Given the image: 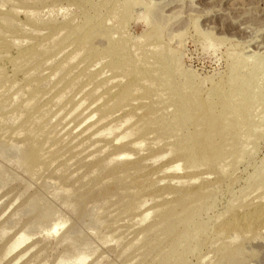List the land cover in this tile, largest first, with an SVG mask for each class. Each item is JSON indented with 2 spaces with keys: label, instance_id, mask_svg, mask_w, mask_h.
Instances as JSON below:
<instances>
[{
  "label": "rangeland",
  "instance_id": "374dc122",
  "mask_svg": "<svg viewBox=\"0 0 264 264\" xmlns=\"http://www.w3.org/2000/svg\"><path fill=\"white\" fill-rule=\"evenodd\" d=\"M263 70L264 0H0V264H264Z\"/></svg>",
  "mask_w": 264,
  "mask_h": 264
},
{
  "label": "bare ground",
  "instance_id": "6f19581e",
  "mask_svg": "<svg viewBox=\"0 0 264 264\" xmlns=\"http://www.w3.org/2000/svg\"><path fill=\"white\" fill-rule=\"evenodd\" d=\"M90 29V28H89ZM110 29V28H109ZM155 35V34H154ZM59 37V36H58ZM82 37V36H81ZM157 41V40H156ZM112 43V42H111ZM154 43V42H153ZM101 44H103V43H101ZM115 44V43H114ZM78 47V46H77ZM156 47V46H155ZM158 48V47H157ZM109 49H110V47H109ZM124 49V48H123ZM160 49V48H159ZM158 50V49H157ZM156 51V50H155ZM26 53V52H25ZM98 55H99V53H98ZM118 56V55H117ZM116 57V56H115ZM114 57V58H115ZM151 57V56H150ZM140 58V57H139ZM73 60V59H72ZM120 60V59H119ZM258 60V59H257ZM133 61V60H132ZM158 61V60H157ZM127 62V61H126ZM160 64V69H159V67H158V69L159 70H161L162 69V64H161V62L159 63ZM163 66H165V65H163ZM259 66H260V64H259ZM258 66V67H259ZM126 67V66H125ZM139 67V66H138ZM156 67V66H155ZM140 68V67H139ZM157 68V67H156ZM147 68H145V69H142V70H145L144 72H142L141 71V73H138V75H140V76H138L139 78H137V79H135V80H138V82L139 81H141V80H139L140 79V77H143V78H141L142 79V82H143V80L144 81H147L146 83H148V81H151V79H148V78H151V73L148 71V69L146 70ZM257 69H260V67L259 68H257ZM123 71V70H122ZM153 71V70H152ZM129 72V71H128ZM262 72H264V70L262 71ZM136 76V75H135ZM124 77V76H123ZM131 78V77H130ZM115 80H116V78H114ZM124 79H125V77H124ZM123 79V80H124ZM148 79V80H147ZM92 80H93V78H92ZM122 80V81H123ZM134 79L132 80L133 82H137V81H135ZM132 81H130V83L132 82ZM124 83V82H123ZM141 83V82H140ZM168 83V82H167ZM138 84V83H137ZM136 84V85H137ZM142 84V83H141ZM145 84V83H144ZM143 84V85H144ZM122 85V84H121ZM135 85V84H134ZM138 85H140V84H138ZM142 85V86H143ZM138 87V86H137ZM139 88V87H138ZM141 88V87H140ZM139 88V89H140ZM135 89V88H134ZM138 89V90H139ZM144 89V88H143ZM142 90V89H141ZM140 90V91H141ZM144 92V91H143ZM169 94V93H168ZM173 96V95H172ZM229 95L228 94H226L224 97H220V98H217L219 101H223L225 98H227ZM164 97V96H163ZM119 98V97H118ZM119 100V99H118ZM264 100V97L263 96H261L259 99H258V103H253V105H252V107L249 109V107H248V109L246 110V108H244L243 107V109L242 108H240L239 107V105L237 106V104H233V105H227V107L224 109V110H221V111H219V113L217 114V116H215V113H213V112H211V115L210 114H208V115H210V116H204V115H202V117L199 119V123H201V124H199L200 126H198V128L200 127L201 129L203 128V130H204V132L206 131V130H208V129H213V130H215V128H216V124H214L213 122V120H214V118L216 117L217 118V123H219L218 125H217V127H220V129H221V127H223L224 125V129H226V130H228V129H230V128H233L234 126H235V129H236V125L237 126H239V124L241 125V128H242V126H245V127H247V125H252L253 124V122H252V116L249 118L250 120L249 121H245L244 120V116L245 115H247L248 113H250L251 115H252V112H253V110L255 111V109H257V107L258 106H261V102ZM166 103V102H165ZM263 103V102H262ZM121 106V105H120ZM176 109V108H175ZM189 109V108H188ZM179 110V109H178ZM177 109H176V111L178 112V113H180L179 111H178ZM190 110V109H189ZM192 112V111H191ZM199 112V111H198ZM174 113V112H173ZM230 115V120H227V117ZM262 115V114H261ZM197 116H198V114H197ZM215 116V117H214ZM190 117V116H189ZM260 117V116H259ZM211 118L213 119L212 121H211ZM256 120V119H255ZM198 121V120H197ZM241 122V123H240ZM160 125V124H159ZM238 128V127H237ZM240 128V129H241ZM225 130V131H226ZM139 131V130H138ZM199 133V132H198ZM227 133H229V132H227ZM225 135V134H224ZM223 135V136H224ZM241 135V134H240ZM204 136H205V134H204ZM222 136V137H223ZM228 137V135H226L224 138H227ZM206 138V137H205ZM236 138H238V137H236V136H234V139H236ZM239 139H240V137H239ZM241 140V139H240ZM207 141V140H206ZM209 141V140H208ZM225 141H227V140H225ZM236 141H237V139H236ZM232 142V141H231ZM230 142V143H231ZM208 143V142H207ZM206 143V144H207ZM229 143V142H228ZM205 145V144H204ZM227 144H224V146H226ZM213 146V145H212ZM222 148H223V146H221ZM122 149V148H121ZM206 148H204V150H205ZM224 149H225V147H224ZM213 150V149H212ZM199 151V150H198ZM206 151V150H205ZM192 155V154H191ZM124 176V175H123ZM264 184V183H263ZM131 185V184H130ZM196 189V188H195ZM189 194V193H188ZM169 195V194H168ZM181 199V198H180ZM180 199L178 200V198H177V200L178 201H180ZM174 200H175V198H174ZM177 201V202H178ZM193 201V200H192ZM172 203H175V201H173ZM192 203H194V202H192ZM29 204V203H28ZM182 204V203H181ZM30 205H32V204H30ZM176 205H177V203H176ZM180 205V204H179ZM184 205V204H183ZM171 206V205H170ZM183 207V206H182ZM24 208V207H23ZM28 209V208H27ZM170 209V208H169ZM254 209V208H253ZM172 211V210H171ZM262 212V211H261ZM242 218V217H241ZM240 217L238 218L239 220L241 219ZM258 218V217H257ZM237 219V220H238ZM243 219V218H242ZM260 219V218H259ZM236 220V221H237ZM163 222V221H162ZM166 222H167V219H166ZM235 222V221H234ZM263 222V221H262ZM261 222V223H262ZM34 223V222H33ZM168 223V222H167ZM243 223V222H242ZM260 223V224H261ZM166 226V225H165ZM240 226V225H239ZM259 226V225H258ZM159 227V226H158ZM163 227V226H162ZM170 227H171V225H169V226H167V228L165 227V229H167L168 230V228L170 229ZM154 228V227H153ZM241 228V227H240ZM162 229V228H161ZM156 230V229H155ZM151 232V231H150ZM167 233V232H166ZM166 233L164 234V235H166ZM158 234V233H157ZM159 235V234H158ZM147 236V235H146ZM144 237V236H143ZM167 238H168V236H167ZM166 239V238H165ZM168 242V241H167ZM139 243V242H138ZM170 254V253H169ZM167 257H170V256H167ZM163 256L162 257H159V256H157V258L156 259H154L155 260V262H157V264H163V262H164V264H165V261L163 260ZM175 259V258H174ZM163 261V262H162ZM171 261H172V259H171ZM174 263V262H173Z\"/></svg>",
  "mask_w": 264,
  "mask_h": 264
}]
</instances>
